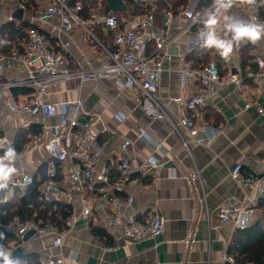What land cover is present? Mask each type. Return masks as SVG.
<instances>
[{
  "label": "crops",
  "instance_id": "obj_1",
  "mask_svg": "<svg viewBox=\"0 0 264 264\" xmlns=\"http://www.w3.org/2000/svg\"><path fill=\"white\" fill-rule=\"evenodd\" d=\"M34 1L37 8L26 9L19 8L12 1H1L0 23L8 21L11 16L14 21H27L38 26L55 40L54 45L69 42L68 59L76 70L87 67V62L82 61L83 57L95 67L107 63L104 53L82 27L76 26L63 32L59 17L41 19L54 0ZM198 4L199 0H190L186 9L202 12L198 10ZM19 11L22 14L17 19L15 13ZM231 11L237 17L250 19L254 14L252 8L237 3ZM181 13L175 15L168 31L163 26L164 13L161 23L156 25L157 30L172 39L169 47L171 59L164 62L158 98L166 104L167 113L178 125L179 132L167 119L148 117L141 108L139 93L126 88L121 80L82 82L72 79L50 85L46 94L47 101L59 111L63 104H68L67 118L74 116V104L78 100L91 115L95 130L106 142L97 167L99 172H106L112 179L117 177L118 151L125 140L131 141L134 167L145 168L150 158L156 160L157 168L151 174L125 184L118 196L122 200L132 199V204L122 210L126 219L145 221L158 214L164 225L162 235L157 239L130 241L120 228L102 226L104 213L89 219L80 217V196L65 193L54 195L52 202L69 206L72 214L79 219L73 230L63 238L62 248H53L52 237L44 234L27 243L22 242L21 247L26 252H40L42 260L51 254H60L66 264H224L226 258L230 257L228 250L239 230L232 223H219L218 212L230 201H244L248 194L232 179V169L241 166L242 177L263 169L259 160L264 156V68L259 70L255 59L260 57L264 61V39L251 44L253 70L250 67L246 70L242 68L239 52L231 63L232 70L244 79L241 90L232 85L218 86L216 94L203 107L197 111L180 112L179 105L173 99L180 98L186 103L199 88L197 82L183 78L181 67H198L196 65L200 64L194 60L193 53L204 48L197 39L198 29L188 30L189 21ZM127 15L123 14L122 17L126 19ZM97 32L102 40L108 38L101 30ZM209 54L208 63L216 61L221 73L224 76L228 74L230 68L216 56L215 50ZM249 71H259L262 83L256 84L254 79L248 77ZM1 75L9 82L25 77L20 70H1ZM4 84H0V105L8 99L22 100L35 92L32 87L20 86L31 88L33 92L14 95L12 89L2 86ZM248 104L250 107L247 108ZM259 110L263 113H259ZM181 116L195 121L202 143L196 142L190 132L179 125ZM58 122L60 116L54 119V123ZM43 123L40 114L30 116L0 111V130L4 132L6 141H13L21 130H29L34 125L42 127ZM140 129L146 131V137L140 136ZM16 166L17 175H32L42 187L50 167V157L44 146L39 145L20 154ZM55 166L56 180L62 189L67 190L71 166L69 163ZM196 170L200 173V179L191 183L188 177ZM259 223L264 227V198L260 200L250 226ZM95 228L105 230L112 238L115 250L107 249L106 240L96 236ZM34 242L37 244L34 250L27 249Z\"/></svg>",
  "mask_w": 264,
  "mask_h": 264
},
{
  "label": "built area",
  "instance_id": "obj_2",
  "mask_svg": "<svg viewBox=\"0 0 264 264\" xmlns=\"http://www.w3.org/2000/svg\"><path fill=\"white\" fill-rule=\"evenodd\" d=\"M1 1H12L19 8L26 9V0ZM124 3L127 7L124 14L129 13L126 19L125 17L119 18L113 12H101L99 6L95 12L91 13L89 19L84 20L80 16L82 10L80 2L77 1L74 7H70L69 0H54L53 5L41 15V19L50 16L59 17L60 30L63 32H68L76 26L82 27L108 61L95 67L83 57L82 61L87 62V67L76 70L68 59L69 42L54 45L38 29H30L23 42V51L14 49L8 53H0V68L3 72L20 70L25 74L23 79L7 82L2 85L3 87L13 89L27 86L34 88L35 92L19 101L6 100L0 105V111L17 115L40 114L42 116L44 123L41 134L34 136L25 145V151L42 145L50 157V167L40 189L41 201L51 203L54 195L77 193L82 200L80 217L89 219L104 213L105 221L102 224L104 228H120L126 239L136 242L159 238L164 231L163 221L158 214L145 221L124 218L122 210L125 206L132 204V199L129 197L127 200H122L118 195L125 184L136 182L151 174L157 168L156 160L150 158L145 168L134 167L131 141L125 140L118 151L117 177L112 179L106 172H99L97 167L100 156L106 148V142L102 141L95 130L91 115L84 110L82 103L78 100L74 104V116L67 118L68 104H63L59 111L46 99L47 90L54 83L72 79H80L82 82L100 79L121 80L126 88L139 93L141 108L148 117L167 119L179 132L178 125L173 123L167 113L166 104L158 98L164 62L171 59L169 47L172 43L171 38L164 36L156 29L155 11L158 4L155 0H124ZM205 11L195 12L188 9L182 11L181 14L189 21L188 30L199 24V19ZM164 15L163 26L165 31H168L175 19V14L168 9ZM252 19L264 22L256 12L252 15ZM8 21H14L13 17L9 16ZM98 30L108 35V38L102 40ZM237 55L238 52L235 51L226 61L216 53V56L230 68L225 76L214 60L200 68H192L188 65L181 67L183 78L190 82H197L199 88L186 103H183L180 98L173 99L179 105V111H197L216 94L218 86L232 85L241 90L244 86V79L231 68V63ZM255 60L258 69H263L264 61L260 57H256ZM247 76L254 79L256 84L262 83V74L259 71H249ZM246 107H250L249 104ZM259 113L262 114L263 111L259 110ZM57 116H60V122L54 123ZM179 125L186 128L196 142H203L199 138L194 120L181 116ZM140 136H147L144 129H140ZM7 142L9 141H6L4 137L0 138V143L6 144ZM185 145L187 146V142ZM58 163H69L71 166L67 190L62 189L56 180L55 165ZM259 163L263 168L261 172L248 173L244 177L241 175V166L232 169V179L247 190L248 194L242 202L233 200L223 205L218 212L219 223H232L240 231L250 226L256 208L260 200L264 198V156ZM199 179L198 170L188 177L191 183ZM34 180L32 175L19 174L4 191L25 189L31 186ZM78 219L72 214L62 231H58L49 223L42 227L33 221H28L19 225L17 235L22 240L31 231H34L36 235L49 234L52 237V247L61 249L63 238L73 230ZM190 242L191 240L187 241V243ZM16 249L9 250L14 253ZM107 249L113 251L115 247L111 245ZM226 261L234 263L231 257L226 258ZM41 264H66V262L60 254H51L41 259Z\"/></svg>",
  "mask_w": 264,
  "mask_h": 264
},
{
  "label": "trees",
  "instance_id": "obj_3",
  "mask_svg": "<svg viewBox=\"0 0 264 264\" xmlns=\"http://www.w3.org/2000/svg\"><path fill=\"white\" fill-rule=\"evenodd\" d=\"M80 2L82 10L80 16L87 20L92 12H95L100 6L101 12L107 13V2L105 0H69V6L74 7L76 2ZM158 8L155 11L156 25L162 21L163 13L171 9L174 14L184 11L190 0H155ZM212 0H199L198 10L205 11L211 5ZM237 4H244L254 10L258 17L264 21V7H254L243 3V0H237ZM26 8H37L34 0H26ZM119 18L124 14L123 12H116ZM233 14V12H232ZM201 25L197 24L192 30L199 29ZM30 29H38L49 41L54 44L52 39L38 26L33 25L27 21H5L0 23V39L10 41L6 46L0 47V53H8L14 49L23 51V42L27 37ZM253 50L251 44L242 45L237 52L240 54L242 61V68L246 70L250 67L253 70L252 56ZM211 49L198 50L196 54L193 53V58L197 61L196 65L200 68L208 65L209 53ZM196 55V56H195ZM9 82L5 76L1 75L0 68V84ZM14 95L30 94L33 89L27 87H14L12 89ZM41 126L34 125L29 130L19 131L12 141L13 146L17 149L18 154L25 151V145L36 135L41 134ZM4 137V132L0 130V138ZM2 154V151H0ZM41 185L35 179L34 183L25 189H14L10 192L4 190L0 191V233H4L6 239L3 243L9 249L18 248L22 246V240L18 237L19 225L28 221H33L40 226L51 224L58 231H62L68 219L72 216V210L69 206L60 202L46 203L40 200ZM6 199V200H5ZM96 236L105 239L108 246L113 244L112 238L103 229L95 228ZM25 251V250H24ZM228 255L233 258L234 264H264V227L256 224L249 226L247 229L238 231L232 244L229 247ZM41 253L37 251H25L23 257L17 258L18 264H41Z\"/></svg>",
  "mask_w": 264,
  "mask_h": 264
},
{
  "label": "clouds",
  "instance_id": "obj_4",
  "mask_svg": "<svg viewBox=\"0 0 264 264\" xmlns=\"http://www.w3.org/2000/svg\"><path fill=\"white\" fill-rule=\"evenodd\" d=\"M237 0H212L209 8L199 19L201 25L197 32V39L205 49L215 50L224 60H229L234 52L242 45H255L264 39V22L255 19L237 17L232 14ZM243 3L257 8L264 7V0H243ZM10 41L0 39V47ZM0 191L8 189L14 177L18 174L17 149L9 141L0 143ZM6 239L0 233V264H18V259L3 243Z\"/></svg>",
  "mask_w": 264,
  "mask_h": 264
},
{
  "label": "water",
  "instance_id": "obj_5",
  "mask_svg": "<svg viewBox=\"0 0 264 264\" xmlns=\"http://www.w3.org/2000/svg\"><path fill=\"white\" fill-rule=\"evenodd\" d=\"M107 2V13H116V12H125L127 7L124 3V0H105ZM36 235V233L34 231H31L29 233H27L23 238H22V241L24 243H27L29 242L34 236ZM25 255V251L22 247H18L14 253H13V256L15 258H20V257H23ZM224 264H234V263H231L229 261H225Z\"/></svg>",
  "mask_w": 264,
  "mask_h": 264
},
{
  "label": "rangeland",
  "instance_id": "obj_6",
  "mask_svg": "<svg viewBox=\"0 0 264 264\" xmlns=\"http://www.w3.org/2000/svg\"><path fill=\"white\" fill-rule=\"evenodd\" d=\"M21 11H19V12H16L15 13V16H16V18L18 19V18H20L21 17ZM38 235H35L33 238H36ZM36 242H34V244H31L30 246L28 245L27 246V249H30V250H34V248H35V245L37 246V244H35Z\"/></svg>",
  "mask_w": 264,
  "mask_h": 264
}]
</instances>
